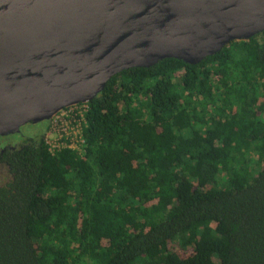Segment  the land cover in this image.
<instances>
[{"label": "trees", "instance_id": "trees-1", "mask_svg": "<svg viewBox=\"0 0 264 264\" xmlns=\"http://www.w3.org/2000/svg\"><path fill=\"white\" fill-rule=\"evenodd\" d=\"M261 34L112 77L83 155L14 136L0 264H264Z\"/></svg>", "mask_w": 264, "mask_h": 264}, {"label": "water", "instance_id": "water-1", "mask_svg": "<svg viewBox=\"0 0 264 264\" xmlns=\"http://www.w3.org/2000/svg\"><path fill=\"white\" fill-rule=\"evenodd\" d=\"M264 33V0H0V137L87 104L117 74L197 65Z\"/></svg>", "mask_w": 264, "mask_h": 264}, {"label": "built area", "instance_id": "built-area-1", "mask_svg": "<svg viewBox=\"0 0 264 264\" xmlns=\"http://www.w3.org/2000/svg\"><path fill=\"white\" fill-rule=\"evenodd\" d=\"M87 107V104H78L65 108L49 121L44 142L51 155L61 150L84 154L82 129L86 124L84 114Z\"/></svg>", "mask_w": 264, "mask_h": 264}, {"label": "flooded vegetation", "instance_id": "flooded-vegetation-1", "mask_svg": "<svg viewBox=\"0 0 264 264\" xmlns=\"http://www.w3.org/2000/svg\"><path fill=\"white\" fill-rule=\"evenodd\" d=\"M23 127H21V129ZM21 129L17 134L0 137V187L6 185L10 179L8 168L5 162L6 153L13 150L14 147H21L23 144L22 139H14V136L16 135L21 138L25 136L23 133H21Z\"/></svg>", "mask_w": 264, "mask_h": 264}, {"label": "rangeland", "instance_id": "rangeland-1", "mask_svg": "<svg viewBox=\"0 0 264 264\" xmlns=\"http://www.w3.org/2000/svg\"><path fill=\"white\" fill-rule=\"evenodd\" d=\"M259 39L264 40V33L259 36ZM47 127V121L38 124H28L21 129V133H23L25 136L40 137L45 134Z\"/></svg>", "mask_w": 264, "mask_h": 264}]
</instances>
